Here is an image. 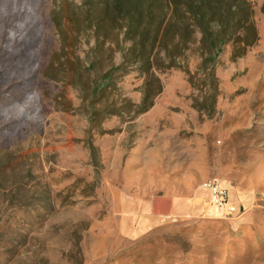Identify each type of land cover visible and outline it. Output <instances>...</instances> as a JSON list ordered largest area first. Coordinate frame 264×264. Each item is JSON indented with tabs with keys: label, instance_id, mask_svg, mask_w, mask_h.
I'll return each mask as SVG.
<instances>
[{
	"label": "rangeland",
	"instance_id": "obj_1",
	"mask_svg": "<svg viewBox=\"0 0 264 264\" xmlns=\"http://www.w3.org/2000/svg\"><path fill=\"white\" fill-rule=\"evenodd\" d=\"M84 2L0 0V264H264V0L245 56L209 83L191 55L143 113ZM211 178L240 217L210 213Z\"/></svg>",
	"mask_w": 264,
	"mask_h": 264
},
{
	"label": "trees",
	"instance_id": "obj_2",
	"mask_svg": "<svg viewBox=\"0 0 264 264\" xmlns=\"http://www.w3.org/2000/svg\"><path fill=\"white\" fill-rule=\"evenodd\" d=\"M84 7L82 24L93 40L92 50L122 53L121 65L113 70L123 67L122 72H135L143 81L136 113L147 111L161 93L159 75L186 71L191 55L211 83L224 47H232L235 61L258 41L250 0H85ZM260 13L264 16V2ZM75 20L71 14L69 21ZM111 79L106 72L96 88L104 89Z\"/></svg>",
	"mask_w": 264,
	"mask_h": 264
},
{
	"label": "built area",
	"instance_id": "obj_3",
	"mask_svg": "<svg viewBox=\"0 0 264 264\" xmlns=\"http://www.w3.org/2000/svg\"><path fill=\"white\" fill-rule=\"evenodd\" d=\"M209 194V211L215 218H237L243 213V209L230 202L228 192L216 178L208 180L203 185Z\"/></svg>",
	"mask_w": 264,
	"mask_h": 264
},
{
	"label": "crops",
	"instance_id": "obj_4",
	"mask_svg": "<svg viewBox=\"0 0 264 264\" xmlns=\"http://www.w3.org/2000/svg\"><path fill=\"white\" fill-rule=\"evenodd\" d=\"M195 197L196 196H194L192 199H189V197H188V199L185 201V203H186V206H184V207H186V211H189V212H193V211H197V208H196V202H195ZM181 203H183V201H173V209H179V205L181 204Z\"/></svg>",
	"mask_w": 264,
	"mask_h": 264
},
{
	"label": "bare ground",
	"instance_id": "obj_5",
	"mask_svg": "<svg viewBox=\"0 0 264 264\" xmlns=\"http://www.w3.org/2000/svg\"><path fill=\"white\" fill-rule=\"evenodd\" d=\"M208 184V181H206L205 183H204V185H207Z\"/></svg>",
	"mask_w": 264,
	"mask_h": 264
},
{
	"label": "clouds",
	"instance_id": "obj_6",
	"mask_svg": "<svg viewBox=\"0 0 264 264\" xmlns=\"http://www.w3.org/2000/svg\"><path fill=\"white\" fill-rule=\"evenodd\" d=\"M78 2H79V0H78Z\"/></svg>",
	"mask_w": 264,
	"mask_h": 264
}]
</instances>
